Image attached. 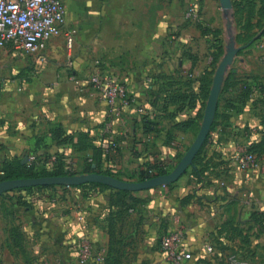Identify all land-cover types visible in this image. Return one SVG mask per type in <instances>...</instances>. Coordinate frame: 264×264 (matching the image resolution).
<instances>
[{"label": "crops", "instance_id": "crops-1", "mask_svg": "<svg viewBox=\"0 0 264 264\" xmlns=\"http://www.w3.org/2000/svg\"><path fill=\"white\" fill-rule=\"evenodd\" d=\"M62 1L66 23L63 31L47 42L44 57L16 50L10 44L0 46V165L12 159L22 162L25 156V162H43L47 155L53 160L57 153H64L73 167L72 161H78L80 170L84 160L90 159L91 150L58 144L51 135L57 125L74 138L89 132L96 145L114 142L118 154L111 155L116 159L107 160L103 169L108 167L120 179L135 181V173L146 161L162 159L171 164L180 159L188 148L185 139L190 130L180 131L172 125L176 119L196 115L198 108L179 110L182 104L168 103L164 96L196 89L197 79L205 71L199 74L201 56L205 52L211 56L212 47V35L203 34L201 29L218 28L214 20L218 0ZM191 3L196 5L197 15L186 17ZM65 32L71 33L74 41L70 65L64 48ZM96 59L124 82L132 98L128 106L120 108L109 132L104 130L106 106L89 82ZM246 70L264 79L255 67L247 65ZM143 115L157 122L155 130L143 131ZM169 131L172 141L167 138ZM233 148L212 138L206 145L205 160L228 164ZM190 167L171 188L161 185L140 190L144 196L141 212H127L123 221L116 215L117 208L107 207L106 193L85 198L76 187H69L71 191L63 196L47 190L54 197L37 194L31 198L30 207L17 206V223L7 222L0 212V263L73 264L76 233L90 234L106 253L112 228L119 239V252L114 255L122 264V249L132 239L134 226L147 220L149 264H168L155 237L178 226L186 230L187 249L196 251L206 243L201 242L206 237L202 223L210 224V209L215 203H223L219 201L221 192L231 186H217V178L208 181L206 175L199 180L191 175ZM187 193L194 196L182 202L180 198ZM8 202L14 209L15 204ZM76 208L86 215L82 227L73 226L71 216L64 218ZM12 225L20 230L22 249L12 243ZM21 251L28 257L24 259Z\"/></svg>", "mask_w": 264, "mask_h": 264}, {"label": "rangeland", "instance_id": "rangeland-1", "mask_svg": "<svg viewBox=\"0 0 264 264\" xmlns=\"http://www.w3.org/2000/svg\"><path fill=\"white\" fill-rule=\"evenodd\" d=\"M216 4L218 14L214 20H216V24L221 30L222 53L218 60H215L212 53L216 51V48L211 47V56L207 52L201 56L202 62L200 63L199 72L201 74L204 70L208 71L211 82L229 38L226 29L227 19L224 17L219 4ZM188 6L189 4L187 8ZM230 23L229 32L234 37L237 46L241 48L228 68L225 80L230 71L235 72L238 77L244 75L254 76L246 70L247 65L255 67V71L264 74V37L250 43L246 42L250 35L258 31V28L254 26L255 21H253L251 29L244 30L246 33L242 38L245 41L242 42H238L236 39L241 30L235 15L231 17ZM246 43L248 44L246 45ZM255 76L259 79V83L264 85V79L257 76V74ZM225 80L218 97L217 115L214 118L217 125L211 132L210 138L216 139L217 143L230 144L234 148L231 158L226 155L230 158L228 164L209 162L208 164L211 166L209 165V167L206 164L204 169H207V172L206 174L203 172V175H206L208 181L217 178V186L231 187L221 192L222 195L219 201L223 203H215L214 209H210L211 216L208 218V220L211 219L210 226L207 223H202L201 231L206 237L202 238L201 242L206 241V244L210 245L211 248L207 250L205 246L199 245L196 251L191 249L192 258L185 264H264V140L262 134L264 130V95L260 94L259 89L256 88L247 101H239V98H236V85L227 83ZM256 82L258 81L256 80ZM204 107L205 104L201 109V115H203ZM242 107L244 110L240 111ZM201 119L202 116L196 121L193 129L186 134L185 145L188 144L189 146L194 140ZM255 141L262 142L261 147L254 153L257 160L256 165L253 168L241 169L234 156L238 152L245 151ZM209 149L208 146L207 150ZM73 163L75 165L74 169L80 171L78 161L73 160ZM192 178L196 181V178ZM189 183L191 182L189 181ZM69 187L72 186L57 185L50 191L52 193L58 191V195L63 196L71 191L72 188ZM49 193L35 190L29 192L24 190L15 191L14 189L7 191L0 196V212L4 214L3 216L7 222L12 220L13 223H17V219H19L16 211L17 206H19L18 208L23 207L17 203L16 198L18 195L22 196L25 203H31V198L37 197V194L42 197L43 195L49 198L54 197ZM8 201L15 203L14 209L9 206ZM5 204H8V206ZM138 210L140 213L139 208ZM147 221L141 222L142 225L147 226L143 229L139 223L134 226L132 239L122 249V264H149V223ZM206 226L209 227L208 232ZM161 233L158 232L157 237H155L157 242L162 235ZM21 255L24 259L28 257L24 251H21Z\"/></svg>", "mask_w": 264, "mask_h": 264}, {"label": "trees", "instance_id": "trees-1", "mask_svg": "<svg viewBox=\"0 0 264 264\" xmlns=\"http://www.w3.org/2000/svg\"><path fill=\"white\" fill-rule=\"evenodd\" d=\"M234 15L237 20V24L239 29L241 30L237 34V41L242 42L245 39L242 38L245 35L246 31L249 30L253 26V21H255L254 26L258 28V31L250 35L246 42L248 43L258 40L264 37V0H232ZM203 34L210 33L212 35V47L216 48V51L213 54L215 60H218L219 56L222 53L223 47V39L221 36V30L219 28H206L201 29ZM246 43V45L248 44ZM214 44V45H213ZM193 65L194 60H193ZM208 71H205L196 82V89L187 92L176 91L173 93H168L164 96L167 99L168 103H178L182 104V107H179V110H182L183 107H187L188 109L198 108L196 115L187 116L185 118L176 119L172 125L173 129H177L180 131H188L192 130L196 124V121L201 118V109L205 104V101L208 97L211 80L208 77ZM256 80L258 82H256ZM227 83H231L236 85V98L240 100L247 101L249 99L250 94H252L253 90L256 88L259 89V93L264 95V85L259 83V79L256 76H240L238 77L235 72L230 71L227 79L225 80ZM158 97H155V101H158ZM152 102V105L156 106V102ZM165 106H162L164 108ZM244 110L243 107L240 109ZM218 111V110H217ZM217 115V112H216ZM157 122L150 118L149 115L142 116V127L144 132H150L155 130ZM216 121L211 125L210 132L207 138L204 141L199 152L196 154L193 159V164L190 167V173L194 177L200 180L201 175H203L204 168L209 161L205 160L206 157V145L211 139V132L216 127ZM172 131H169L167 134V138L169 141H172L174 137L172 136ZM263 140H264V130L262 131ZM52 138L58 144H70L74 150H83L90 149L91 157L90 159H85L84 164L82 165L80 171L74 169V167L67 163L64 159V153L55 155V158L51 160L49 155L46 156L43 162L39 161H28L25 163L21 162V159H12L6 162H3L0 165V181L6 179H15V178H33V177H43V176H62V175H74L77 173H90L97 172L114 176V174L109 170L108 167L103 169V164L109 159H116L111 155V152H115L118 154V147L112 141H108L107 145L103 144H94L93 137L89 134V132H81L74 138L71 135H68L64 132L63 128L60 125L55 126L51 129ZM262 145V142H252L246 149V151L255 153ZM51 160V161H50ZM177 159L174 163H167L162 159H155L154 161H146L142 164V168H140L135 173V181H142L148 178H151L156 175H161L168 173L174 165L178 162ZM48 163V164H47ZM186 173V172H185ZM184 173V174H185ZM175 182H172L167 185V187L171 188ZM55 184L52 185H36L29 187H21L14 189L16 190H24V191H47L53 189ZM62 186V185H61ZM72 187H76L81 190L82 196L85 198H91L96 192L106 193V201L108 208H117L116 215L120 218V220H124L127 212L137 211L139 205L144 203V196L140 191H129L123 189H113L107 185H104L99 182H85L79 185H72ZM194 196L192 193H187L182 196L180 200L182 202H188ZM17 203L24 208L30 207V203H25L24 199L21 195H18ZM15 204V203H13ZM4 205V204H2ZM4 207V206H3ZM110 216L112 217V212H110ZM10 237L14 247L22 249V236L20 230L17 226L12 225L9 229ZM110 240L106 249V253L104 256L103 264H120V261L117 260V256H115L119 249L116 247L119 239L116 238L114 230L111 228L109 231ZM163 234V233H162ZM161 237V236H160ZM160 243V238L158 240ZM115 254V255H114ZM21 264H27L26 262ZM59 264H62L61 262Z\"/></svg>", "mask_w": 264, "mask_h": 264}, {"label": "built area", "instance_id": "built-area-1", "mask_svg": "<svg viewBox=\"0 0 264 264\" xmlns=\"http://www.w3.org/2000/svg\"><path fill=\"white\" fill-rule=\"evenodd\" d=\"M62 0H0V46L12 45L16 50L44 57L49 39L63 31L66 20ZM197 15V7L189 4L186 17ZM73 37L65 32L64 48L70 57L73 50ZM89 82L98 92L100 99L106 106L107 119L104 130L109 132L113 121L121 107L131 103V97L124 82L105 69L99 59L93 62ZM256 157L248 151L238 152L236 162L241 169L253 168ZM71 216L73 226L82 227L86 222V215L82 209L76 208ZM160 250L163 261L168 264H185L192 258V253L186 246V230L178 226L164 232L160 237ZM210 249V245L204 244ZM73 264H103L105 247L98 246L90 234L78 232L74 237Z\"/></svg>", "mask_w": 264, "mask_h": 264}, {"label": "water", "instance_id": "water-1", "mask_svg": "<svg viewBox=\"0 0 264 264\" xmlns=\"http://www.w3.org/2000/svg\"><path fill=\"white\" fill-rule=\"evenodd\" d=\"M222 13L224 17H226V29L229 35L228 41L225 45L224 53L218 62L210 86V91L205 102V107L203 110L202 119L200 122V126L198 132L188 146L182 157L178 160V162L174 165V167L165 174L156 175L151 178L142 180V181H130L120 179L118 177L90 172V173H80L74 175H62V176H43V177H33V178H15V179H6L0 181V196L7 191L21 188V187H29L36 185H79L85 182H99L104 185H107L114 189H123L129 191H140L146 190L153 187L168 185L172 182L178 180L193 164V159L196 154L201 149L204 144L205 139L207 138L211 125L213 124L217 106H218V97L222 89V84L225 80L226 73L228 68L231 66L234 57L237 52L241 48L237 46L234 37L230 34V19L233 17V6L231 0H218ZM27 156L22 159V162L27 160Z\"/></svg>", "mask_w": 264, "mask_h": 264}]
</instances>
